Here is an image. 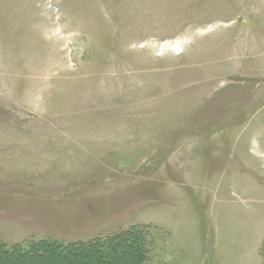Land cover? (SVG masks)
<instances>
[{"label": "rangeland", "instance_id": "rangeland-1", "mask_svg": "<svg viewBox=\"0 0 264 264\" xmlns=\"http://www.w3.org/2000/svg\"><path fill=\"white\" fill-rule=\"evenodd\" d=\"M128 230L264 260V0H0V264H134L5 254Z\"/></svg>", "mask_w": 264, "mask_h": 264}, {"label": "trees", "instance_id": "trees-1", "mask_svg": "<svg viewBox=\"0 0 264 264\" xmlns=\"http://www.w3.org/2000/svg\"><path fill=\"white\" fill-rule=\"evenodd\" d=\"M136 234V236L134 235ZM142 234L128 230L116 235H110L103 238H95L87 242H77L71 244H64L57 241L43 240L38 243L28 246V248L21 246H14L13 249L6 250L5 254H12L13 258L32 257V263L41 258L50 257L54 259V255H59L64 259L78 258L83 254H100L104 253L105 262L107 258H115L119 256L116 252L118 248L136 246L137 249H133L132 259H135L134 264H153L150 262L146 250L145 238ZM114 249V250H110ZM264 251V244L263 250ZM61 253V254H59ZM41 254V255H40ZM5 256L3 257V259Z\"/></svg>", "mask_w": 264, "mask_h": 264}, {"label": "crops", "instance_id": "crops-1", "mask_svg": "<svg viewBox=\"0 0 264 264\" xmlns=\"http://www.w3.org/2000/svg\"><path fill=\"white\" fill-rule=\"evenodd\" d=\"M253 239H248L247 243L237 242L228 244V248L225 251H229L228 254H224L225 258H217L218 253L222 252L221 247L217 245L211 248V253H209V246L204 241L202 234H199L197 241L182 242L179 244V249H184L187 247V252L191 256L187 263L185 264H264V260L260 255V246L262 242L261 239L257 238L256 230L252 234ZM192 243V244H191ZM185 245V247H184ZM209 253V254H208ZM223 253V252H222ZM213 258V261L210 259ZM174 264V261L172 262Z\"/></svg>", "mask_w": 264, "mask_h": 264}, {"label": "bare ground", "instance_id": "bare-ground-1", "mask_svg": "<svg viewBox=\"0 0 264 264\" xmlns=\"http://www.w3.org/2000/svg\"><path fill=\"white\" fill-rule=\"evenodd\" d=\"M176 47L180 49L181 45L179 43L176 44Z\"/></svg>", "mask_w": 264, "mask_h": 264}]
</instances>
